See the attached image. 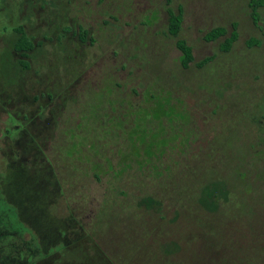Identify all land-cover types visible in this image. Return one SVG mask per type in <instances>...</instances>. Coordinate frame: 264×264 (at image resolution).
<instances>
[{
	"label": "rangeland",
	"instance_id": "obj_1",
	"mask_svg": "<svg viewBox=\"0 0 264 264\" xmlns=\"http://www.w3.org/2000/svg\"><path fill=\"white\" fill-rule=\"evenodd\" d=\"M179 8L183 22L174 38L168 34V10L178 13ZM20 26L35 43L26 71L14 51ZM217 27L238 35L228 53L220 51L225 37L205 39ZM177 39L193 49L195 62L187 69ZM211 56V63L196 66ZM213 110L223 119L243 115V131L257 148L264 147V0H0V264H112L97 247L89 250L92 244L82 242L85 249L79 241L71 245L49 204L58 199L54 212L65 217V194L83 192L86 199L78 203L75 197L71 208L85 218L83 224L91 221L109 192L105 179L129 169L115 168L106 158L116 134L133 142L132 153L145 159L142 165L150 173L155 157L170 156L173 128L187 114L198 124L215 119ZM95 111L102 112L99 120ZM53 122H58L54 137ZM45 152L63 184V197ZM64 157L78 175L104 179L83 178L70 188L76 175ZM258 165L264 167V157ZM168 212L167 230L149 222L148 234L154 231L155 239L146 234L129 238L132 253L120 243L126 237L122 226L97 233L116 238L109 246L99 242L100 249L113 264H145V244L151 254L159 245L162 253L166 245L173 254L175 240L185 250L190 239L171 237L177 225ZM97 218L108 216L100 211ZM187 255L185 264L198 263L194 252Z\"/></svg>",
	"mask_w": 264,
	"mask_h": 264
},
{
	"label": "trees",
	"instance_id": "obj_2",
	"mask_svg": "<svg viewBox=\"0 0 264 264\" xmlns=\"http://www.w3.org/2000/svg\"><path fill=\"white\" fill-rule=\"evenodd\" d=\"M257 6L259 5H255L256 8ZM168 16V34L178 38L183 22V10L179 8L178 13L168 10ZM254 16L257 23L258 15L255 13ZM235 27L234 25L233 30ZM15 32L18 37L14 51L20 54L19 65L26 71L30 65L28 52L34 49L35 43L21 26L16 28ZM87 34L88 32L84 30V35ZM222 37H225V40L220 45V51L228 53L238 38L235 31L228 34L225 28L217 27L209 31L205 39L214 42ZM83 38L85 37H82V40ZM176 46L182 54L180 58L182 67L187 69L195 62L193 49L182 39H177ZM213 60L214 56L207 57L196 63V66L202 68ZM117 92L114 89V98H117ZM133 93L136 94L137 91ZM120 100L128 101L124 98ZM215 111L213 110V113L217 117L204 119L202 124L196 123L193 116L187 114L186 121L173 128L170 156L165 157L162 154L163 157L159 158L155 157L157 153L154 152L148 157L149 160L156 158L154 170L150 173H147V167L142 165L145 159L139 156L136 158L132 153L133 142L126 137H120V133L116 134V143L113 144L115 138L110 140L111 145L105 153L106 158L115 168L117 165L123 167L128 165L129 169L122 168L118 176L105 179L109 192L103 197L91 221L84 224L82 222L85 218H78L71 208L75 197L78 203L86 199L83 192L79 195L77 192L72 196L65 194L63 184L45 152L47 157L45 159H48L47 162L54 169L55 181L57 179L62 189L61 197L65 194L69 208L65 217H59L54 212L58 199L49 204L51 206L49 212L58 221L60 234L68 239L71 245L78 241L82 247L84 243L94 245L88 249L97 247L106 260L113 264L109 256L102 248L100 249L99 242L109 246L114 244L116 238L111 239V236L106 238L97 233L103 230L107 233L106 228L111 231L122 226L126 237L120 243L127 244L128 250L132 253L135 245L129 244L130 237L134 240L133 236L146 234L147 238L155 239L154 231L148 234L150 221L162 230H167L169 228L167 226H171L164 216L168 209V213L173 216L172 222L175 221L177 225L171 228L174 229L171 237L179 240L190 239L186 243L187 248L183 250V245L174 239L176 250L173 254L168 255L169 249L166 245L164 253L159 245L157 252L151 254V245H142L149 250L145 255V264H169L171 260L174 264H185L187 254L192 257L193 252L199 258L197 264H206L207 258L210 264H264V167L258 165L264 157V147L257 148L249 132L243 131V115L233 113L230 119H223L218 118L220 114ZM101 113L95 111L97 120ZM78 123L77 120L76 126ZM57 126L58 122H53V137ZM96 128L98 129L97 126ZM124 128L127 129L126 126ZM66 140L65 149L69 146L68 139ZM97 144L100 145L101 141L98 140ZM262 145L264 146V143ZM122 148L125 151L121 152ZM64 158L76 175V179H73L74 185L70 188H77L78 181L83 178L91 177L99 182L104 179L95 175L86 177L78 175L71 160ZM153 204L156 205L155 208H152ZM157 205L160 208H157ZM97 211L106 213L108 218L105 221L98 220ZM178 231L183 234H178ZM235 245L237 250L234 253V260L229 263L232 254H228V251L230 248L234 249ZM89 250H85L84 253L88 254Z\"/></svg>",
	"mask_w": 264,
	"mask_h": 264
}]
</instances>
